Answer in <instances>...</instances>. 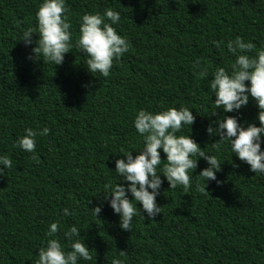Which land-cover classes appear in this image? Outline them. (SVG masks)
<instances>
[{
	"label": "trees",
	"instance_id": "obj_1",
	"mask_svg": "<svg viewBox=\"0 0 264 264\" xmlns=\"http://www.w3.org/2000/svg\"><path fill=\"white\" fill-rule=\"evenodd\" d=\"M41 2L0 0V154L12 160L0 174V264H36L52 222L60 225L64 245L63 233L78 226L92 255L80 264H112L113 258L122 264H264V176L250 172L227 144L214 146L219 138L206 133L210 119L218 118L208 116L215 100L208 82L216 67L229 68L235 59L229 40L264 45V0H67L73 41L84 13H120L113 27L130 49L107 78L89 73L75 48L56 67L28 58L36 45L20 39L36 27ZM197 59L207 75L193 69ZM181 106L196 117L192 138L222 165L217 179L207 182L208 193L197 190L205 186L198 177L208 167L204 159L190 171L187 192L170 190L162 177L161 213L148 220L141 210L145 219L136 215L132 231H123L103 193L106 184L120 182L114 161L129 152L135 157L142 147L135 114ZM257 113L250 100L226 115L259 126ZM45 127L50 133L36 138L34 153L14 146L26 128ZM97 206L98 218L90 211ZM64 208L75 215L64 217Z\"/></svg>",
	"mask_w": 264,
	"mask_h": 264
},
{
	"label": "clouds",
	"instance_id": "obj_2",
	"mask_svg": "<svg viewBox=\"0 0 264 264\" xmlns=\"http://www.w3.org/2000/svg\"><path fill=\"white\" fill-rule=\"evenodd\" d=\"M36 27L27 28L20 41L25 46H31L32 55L28 58L42 61L44 65L60 66L64 63L65 55L75 48L84 54L87 71L96 77L107 78L111 74L114 63L130 49L126 37L119 35L113 25L120 21V13L111 8L103 12L84 13L79 19L78 33L73 41L72 24L69 20L67 0H42L35 13ZM38 37L35 41L33 36ZM220 47L223 41H212ZM227 51L235 57L229 68L216 67L212 79L208 82L210 91L214 94L209 117L211 120L206 133L210 139L218 137L213 143L220 147L227 144L233 156L249 165V171L264 176V45L257 47L252 42H246L242 37L227 42ZM73 53V52H72ZM194 70H200L201 76L207 75L201 68L200 60L193 65ZM253 100L258 109L256 122L242 124L235 116L227 113H239ZM223 113L225 115H219ZM198 114V113H197ZM200 115V114H198ZM196 117L188 107H170L159 112L140 109L134 117L133 127L142 140L141 149L133 156V152L126 155V159H116L115 171H111L119 178V183H109L104 186V199L119 216L121 230L131 232L134 217L146 213L148 220L161 213L156 198L164 179L169 189L182 186L187 192L192 186L191 170H196L198 161L204 159L208 167L203 169L199 176L204 179V188L197 187L198 191L206 192L208 181L217 179L216 173L221 170L217 157L206 154L204 149L192 138V126ZM183 129H189V135H177ZM50 129L26 128L25 134L18 137L15 147L29 153H34L36 138L46 137ZM161 152L166 159H161ZM199 157V159H196ZM12 168V160L7 154H0V174L5 169ZM162 177L164 179H162ZM129 196L132 199H129ZM139 207V212L137 211ZM90 210V209H89ZM91 214L98 218L102 207L91 209ZM64 217L74 216L75 211L62 209ZM143 216V215H142ZM143 219L145 217L143 216ZM60 225L52 222L48 226L45 246L38 251L36 264H80V261H91L92 255L77 225L70 226L63 233L67 244L57 238ZM121 255L124 252L121 251ZM112 264H122L119 258H113Z\"/></svg>",
	"mask_w": 264,
	"mask_h": 264
}]
</instances>
